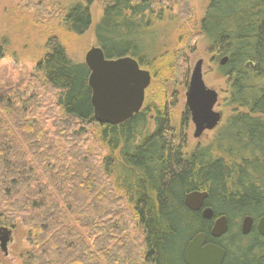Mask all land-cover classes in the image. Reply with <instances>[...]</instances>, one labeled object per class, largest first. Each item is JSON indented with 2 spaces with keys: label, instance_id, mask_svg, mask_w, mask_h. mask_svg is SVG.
Returning <instances> with one entry per match:
<instances>
[{
  "label": "trees",
  "instance_id": "trees-1",
  "mask_svg": "<svg viewBox=\"0 0 264 264\" xmlns=\"http://www.w3.org/2000/svg\"><path fill=\"white\" fill-rule=\"evenodd\" d=\"M165 5L177 9V22L156 39L152 30L165 21ZM191 17L189 0H108L97 42L107 59L134 58L165 83L188 81L178 53L186 42L205 39L218 58H228L222 70L233 113L209 149L184 154L164 99L147 136L133 133L137 124L146 125V114L116 127L99 125L89 69L73 65L57 44L38 65L64 111L54 132L31 111L35 95L0 98V227L18 221L26 227L33 247L28 264H185L184 251L200 233L226 250V264H264V238L253 229L248 237L258 240L248 245L237 222L251 216L257 223L264 215V0H211L194 36L186 34ZM65 22L81 35L93 19L78 5ZM148 35L155 38L151 48L144 44ZM89 125L101 129L108 150L102 164L73 140L88 136ZM195 191L209 194L215 217L228 218L221 239L212 238V221L185 206V196ZM131 214L142 246L126 238L107 252V242L95 237L124 236Z\"/></svg>",
  "mask_w": 264,
  "mask_h": 264
},
{
  "label": "rangeland",
  "instance_id": "rangeland-1",
  "mask_svg": "<svg viewBox=\"0 0 264 264\" xmlns=\"http://www.w3.org/2000/svg\"><path fill=\"white\" fill-rule=\"evenodd\" d=\"M107 1L0 0V98L11 94H22L27 98L35 95L34 102L36 104L33 105L31 111L35 112L37 119L41 118L40 120L46 123V127L54 132V122L56 118L63 117L64 111L58 106L59 93L50 88L44 75L38 71V65L56 44L65 49L67 57L73 65H85L87 53L92 48L99 47L96 32ZM210 1L189 0L192 17L187 22L188 31L186 34L196 35L194 28L204 17ZM78 5L87 7L93 19L90 29L81 35L73 28V24L65 22L67 11ZM162 8L163 10H160L158 7V10L163 12L165 21L162 24L155 22L156 26L152 30L153 34L151 33L156 39L165 33L171 32V28L177 22V9H171L169 5ZM170 22H173V26ZM153 36H146L144 44L147 46L152 45L155 40ZM172 38L175 37L169 35V39ZM179 52L181 54H179L181 66L185 71V76H188V81L180 79V81L177 80V83H165L161 79L162 77L156 81L153 79L151 87L147 90L143 111V114H146L147 123L144 126L137 124V130L133 127V133L135 131L138 134L142 133V135L147 136L155 130L153 117L155 111L161 106V100L164 99L171 117V130L180 140H184V154L191 155L198 150L209 149L215 144L217 138L226 129L233 109L229 106L227 79L222 70L224 66L220 65L222 59L218 58L216 53H213L209 43L205 39H196L193 44L186 42V45L179 47ZM200 60L204 61L203 74L206 85L219 95L215 111L222 113L223 120L215 130L207 131L200 139H196L194 137L195 126L190 116L185 122L184 119L186 113H188L187 90L193 69ZM142 69L148 71L146 67ZM85 128L89 135L82 136V139L75 137L73 140H77L79 147L81 146L89 156L92 155L97 157V160L100 159L102 164L108 155V150L104 142L100 140L101 129L96 125L85 126ZM123 137L124 135L121 137L120 145L126 141ZM63 140L65 139H58V146L68 148L67 143ZM116 140L119 139L113 138L114 142ZM140 140L142 138L137 137L138 143ZM121 152V150L117 151L118 154H121ZM133 215L131 214V217H129L131 226L128 227L124 236L122 234L119 236L107 234L105 238L103 234H100L95 237V239L107 242V252L115 250L117 246L119 247L120 240L126 238L131 240L133 245L142 246V239L135 227V215ZM237 222L239 232L242 219ZM20 224L18 221L15 227L7 228L10 231L9 243L7 252L2 250L0 243V264H28L27 255L31 253L33 247L28 238V230ZM3 227L5 226L0 227V229ZM257 240V236H247L245 242L248 245H253Z\"/></svg>",
  "mask_w": 264,
  "mask_h": 264
},
{
  "label": "water",
  "instance_id": "water-1",
  "mask_svg": "<svg viewBox=\"0 0 264 264\" xmlns=\"http://www.w3.org/2000/svg\"><path fill=\"white\" fill-rule=\"evenodd\" d=\"M228 60L222 59L220 65L226 66ZM85 65L90 71L88 85L92 90L94 119L99 125L120 126L141 113L153 76L143 70L137 60L131 57L109 60L100 47H94L87 53ZM203 68V60L196 63L186 94L196 139L207 131L215 130L223 120L222 113L215 111L219 95L206 85ZM208 198L207 192L195 191L185 196L184 204L192 212H201L203 219L214 221L211 236L218 240L229 232V221L226 216L215 217L214 210L206 204ZM253 229L264 238V215L257 223L251 216L242 220L240 231L244 237L249 236ZM9 236L7 228L0 229L1 248L5 252ZM207 240V235L200 233L188 243L183 255L185 264H224L226 250L207 243Z\"/></svg>",
  "mask_w": 264,
  "mask_h": 264
},
{
  "label": "flooded vegetation",
  "instance_id": "flooded-vegetation-1",
  "mask_svg": "<svg viewBox=\"0 0 264 264\" xmlns=\"http://www.w3.org/2000/svg\"><path fill=\"white\" fill-rule=\"evenodd\" d=\"M136 60V59H135ZM141 67V66H140ZM142 68V67H141ZM146 98H147V92H146ZM145 103H146V99H145ZM145 103H144V107H145ZM144 107H143V109H142V111H141V113L140 114H143V111H144ZM189 112V111H188ZM190 116V115H189ZM191 119V118H190ZM202 214V213H201ZM213 222V225H214V221H212ZM213 228V227H212ZM208 238V237H207ZM207 243H210L209 242V239L207 240ZM226 260H227V255H226V258H225V262H224V264H226Z\"/></svg>",
  "mask_w": 264,
  "mask_h": 264
}]
</instances>
